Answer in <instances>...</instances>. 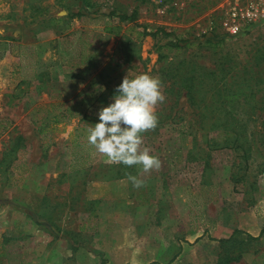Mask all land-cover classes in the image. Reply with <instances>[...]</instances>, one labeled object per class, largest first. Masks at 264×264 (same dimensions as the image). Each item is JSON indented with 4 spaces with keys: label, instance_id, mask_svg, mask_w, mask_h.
<instances>
[{
    "label": "rangeland",
    "instance_id": "1",
    "mask_svg": "<svg viewBox=\"0 0 264 264\" xmlns=\"http://www.w3.org/2000/svg\"><path fill=\"white\" fill-rule=\"evenodd\" d=\"M89 1L0 0V264H264V27H211L212 0ZM175 36L201 42L179 48ZM144 72L166 97L142 133L160 160L149 171L109 161L87 131L124 76ZM223 109L253 132L248 155L203 136ZM59 112L66 122L47 127Z\"/></svg>",
    "mask_w": 264,
    "mask_h": 264
},
{
    "label": "clouds",
    "instance_id": "2",
    "mask_svg": "<svg viewBox=\"0 0 264 264\" xmlns=\"http://www.w3.org/2000/svg\"><path fill=\"white\" fill-rule=\"evenodd\" d=\"M165 99L158 76L146 72L125 75L110 101L99 107L97 121L89 123V143L111 162L139 165L144 171L159 168V157L143 145L142 133L157 126L156 106ZM128 179L137 188L145 183L137 175L129 174Z\"/></svg>",
    "mask_w": 264,
    "mask_h": 264
},
{
    "label": "trees",
    "instance_id": "3",
    "mask_svg": "<svg viewBox=\"0 0 264 264\" xmlns=\"http://www.w3.org/2000/svg\"><path fill=\"white\" fill-rule=\"evenodd\" d=\"M85 7L89 8V7H95L96 3H93L89 0H83ZM81 13H76L75 16L80 15ZM110 14L115 15L116 12L112 11L110 12ZM122 18L128 19V20H134L135 16L134 15H125V14H121L119 15ZM144 32L146 34H150V35H154V36H158L161 35L162 37H170L171 35H173V32L171 31H167L166 29H164L163 27H158L156 28L154 31H148V28L145 27L144 28ZM224 38V36L215 34V35H211L209 36V38L205 41V43L208 44H218L221 42V40ZM172 41L174 42V45L176 47L182 48V47H189L190 45L194 44L196 41H200V39L196 38V40L191 39V37H174V39H172ZM201 42V41H200ZM189 68V67H187ZM185 68L186 71H188V69ZM188 73H184L181 75V77L179 78L180 83L187 88V94L189 95V97L191 99H195V93H193V83H192V79L190 76L187 75ZM190 80V81H189ZM187 81V83H185ZM234 98L237 97V94L232 96ZM232 102V100H231ZM234 110L232 109H223L222 113H223V117L226 118V121H224L221 125L219 124H215L212 123L211 126H209L207 128V132L203 135L206 136L210 139H213L212 142L214 144L218 143L220 141V139H222L223 137L225 138L226 142H233V143H238V144H242V146L244 144H246V149L244 150L245 154L247 153V150L251 149V138L253 137V132L247 133L246 128L243 129H239V126L236 125V113L233 112ZM213 111H209L208 114H211V118L215 117L216 120L219 119V116H215L213 115ZM61 117H64L65 119V112H59L57 114H55L53 117H51L48 120V124L47 127L49 126L50 123H53V126L51 127L52 129H59V125L58 123L61 122H66L64 121V119H61ZM47 127L45 125H42L39 127V130L43 133L46 132L45 130L47 129ZM193 131L197 132L195 129H192L188 134H186V138L189 139L192 137L191 140H195V138H197V134L194 133ZM182 135V134H181ZM46 136V135H45ZM251 153V151H249V154ZM248 155V153L246 154ZM263 232V230H262ZM261 232V233H262ZM261 233L259 235H253L247 231H244L242 229H236L234 231V235L236 234H245L248 238L250 239H258L261 236ZM233 235V236H234ZM231 239L230 238H220L218 239L220 242L224 243L226 241H229ZM103 264H107V260L104 259L103 260Z\"/></svg>",
    "mask_w": 264,
    "mask_h": 264
},
{
    "label": "built area",
    "instance_id": "4",
    "mask_svg": "<svg viewBox=\"0 0 264 264\" xmlns=\"http://www.w3.org/2000/svg\"><path fill=\"white\" fill-rule=\"evenodd\" d=\"M197 1L170 0L174 9L194 5ZM203 14L210 17L211 27L219 19L226 32L234 35L247 33L264 27V0H212L203 8Z\"/></svg>",
    "mask_w": 264,
    "mask_h": 264
}]
</instances>
